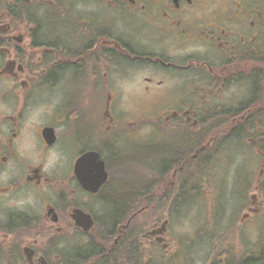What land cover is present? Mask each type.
Returning <instances> with one entry per match:
<instances>
[{"label":"flooded vegetation","instance_id":"flooded-vegetation-1","mask_svg":"<svg viewBox=\"0 0 264 264\" xmlns=\"http://www.w3.org/2000/svg\"><path fill=\"white\" fill-rule=\"evenodd\" d=\"M238 132L258 242L219 258L171 213ZM263 196L264 0H0V264H264Z\"/></svg>","mask_w":264,"mask_h":264},{"label":"rangeland","instance_id":"rangeland-1","mask_svg":"<svg viewBox=\"0 0 264 264\" xmlns=\"http://www.w3.org/2000/svg\"><path fill=\"white\" fill-rule=\"evenodd\" d=\"M135 107L133 110L137 115H141L142 118L149 116L148 108L139 104ZM244 144L241 138L232 140L228 146V158H225L223 154L216 156L211 160L212 167L204 168L197 174L199 182L196 184L195 191L190 185L185 186L183 190L185 204L182 205L179 213L173 211L171 213V206L168 205L161 214H167V210L169 214L174 213L175 222L172 229L181 231L186 237H190L195 229L209 228L207 221L217 220V227L221 232L213 240V245L217 248L216 256H219L220 252L228 245V256L237 257L243 247L255 246L258 242V232L254 226L252 227L253 224L249 225V231L244 228L239 232L241 228L238 225L239 219L247 213L243 207L245 199L255 195L254 187L258 176L256 155L244 157ZM247 182L251 186L249 192L243 188L244 183ZM178 191L175 188L169 190L168 197H177ZM158 195L159 192L155 193V196ZM232 220H234L233 223H231ZM210 229L212 230V227Z\"/></svg>","mask_w":264,"mask_h":264},{"label":"water","instance_id":"water-1","mask_svg":"<svg viewBox=\"0 0 264 264\" xmlns=\"http://www.w3.org/2000/svg\"><path fill=\"white\" fill-rule=\"evenodd\" d=\"M92 155V154H91ZM87 159H90V156H84L82 159H80V161H79V163L81 162V160H87ZM100 165H101V169H102V171H103V164L102 163H100ZM105 179H106V173L105 172H102V174H101V179L99 180V179H97V180H95L96 181V184H98V185H96V186H99V184H101L102 182H104L105 181ZM95 181H93V182H95ZM92 183H90L89 185H91ZM89 188H91V186H89ZM96 189H94V190H92V191H95Z\"/></svg>","mask_w":264,"mask_h":264},{"label":"trees","instance_id":"trees-1","mask_svg":"<svg viewBox=\"0 0 264 264\" xmlns=\"http://www.w3.org/2000/svg\"><path fill=\"white\" fill-rule=\"evenodd\" d=\"M232 136H233L234 139H238V138H240L241 135H240V133L238 132V133H233ZM148 193H149V192H148ZM184 196H185V194H184Z\"/></svg>","mask_w":264,"mask_h":264}]
</instances>
